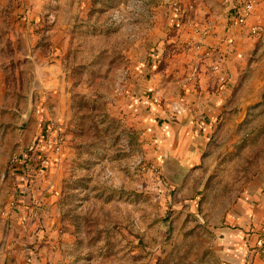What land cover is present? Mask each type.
Here are the masks:
<instances>
[{
  "label": "rangeland",
  "instance_id": "1",
  "mask_svg": "<svg viewBox=\"0 0 264 264\" xmlns=\"http://www.w3.org/2000/svg\"><path fill=\"white\" fill-rule=\"evenodd\" d=\"M175 2L0 0V264L223 263L220 229L264 181V90L228 100L195 157L213 88Z\"/></svg>",
  "mask_w": 264,
  "mask_h": 264
},
{
  "label": "crops",
  "instance_id": "2",
  "mask_svg": "<svg viewBox=\"0 0 264 264\" xmlns=\"http://www.w3.org/2000/svg\"><path fill=\"white\" fill-rule=\"evenodd\" d=\"M194 6L193 12H186L185 16L195 20L198 35H193L201 41L199 50L206 57L201 66L199 76L202 84L212 83V90H203L195 98L194 105H198V113L205 114L204 121H200L199 128L189 129V146L193 149L195 157L205 145L211 127L217 116L225 109L228 100L242 93V100L258 98L264 90V29L256 34L250 33V26L261 25L264 28V0H255L254 9L245 25L237 23L235 17L239 3L232 0V7L228 10L227 0H178ZM159 2L173 3L175 0H159ZM214 3L223 5V11L207 10L201 6ZM164 14L170 5L165 7ZM164 8V9H165ZM155 11V10H154ZM156 12H152L154 15ZM176 14V12H174ZM164 42L159 45L150 44L145 54V64L154 66L155 59L162 53ZM144 64V65H145ZM208 72V73H206ZM153 73V72H152ZM210 82V83H209ZM241 107V105H240ZM194 109V108H192ZM47 163V162H46ZM259 188V191L255 192ZM239 202L238 213L231 215L227 222L229 226L222 227V234L216 242L222 264H264L260 256L255 253L254 242L257 232L264 223V181L257 188ZM24 191L33 194L34 187ZM260 193V194H258ZM254 199L255 202L251 203ZM248 200V201H247Z\"/></svg>",
  "mask_w": 264,
  "mask_h": 264
},
{
  "label": "built area",
  "instance_id": "3",
  "mask_svg": "<svg viewBox=\"0 0 264 264\" xmlns=\"http://www.w3.org/2000/svg\"><path fill=\"white\" fill-rule=\"evenodd\" d=\"M237 2L239 3V6L235 19L238 24L243 26L246 24L254 9L255 0H237ZM263 29L264 28L261 25H253L250 26V33L256 34L260 31H263ZM61 141V138H59L56 142L59 143ZM54 148L55 150H58L59 145L55 146ZM42 163H44V161H42ZM254 249L255 253L259 255L261 260L264 262V223H262L258 229L257 237L254 242Z\"/></svg>",
  "mask_w": 264,
  "mask_h": 264
},
{
  "label": "water",
  "instance_id": "4",
  "mask_svg": "<svg viewBox=\"0 0 264 264\" xmlns=\"http://www.w3.org/2000/svg\"><path fill=\"white\" fill-rule=\"evenodd\" d=\"M227 3L229 4L228 10L231 9L232 5V0H227Z\"/></svg>",
  "mask_w": 264,
  "mask_h": 264
}]
</instances>
